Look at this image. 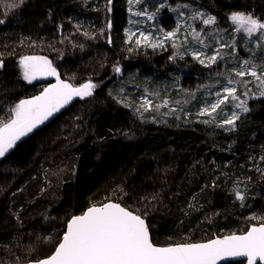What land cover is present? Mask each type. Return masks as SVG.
<instances>
[{
  "label": "trees",
  "instance_id": "16d2710c",
  "mask_svg": "<svg viewBox=\"0 0 264 264\" xmlns=\"http://www.w3.org/2000/svg\"><path fill=\"white\" fill-rule=\"evenodd\" d=\"M162 1L213 15L230 42L233 12L264 21V0ZM129 6L130 0H0V120L46 87L23 79L24 56L46 57L77 87L97 85L93 96L74 99L0 158V264L50 255L71 216L109 201L141 214L157 246L242 234L260 223L250 217L264 216V97L247 101L234 130L217 126L218 115L198 116L207 97L194 88L219 86L227 73L192 62L182 47L176 54L127 42ZM160 14L172 28L168 9ZM225 51L228 66L237 64L230 47ZM184 86L192 90L182 96ZM146 96L151 111L141 108Z\"/></svg>",
  "mask_w": 264,
  "mask_h": 264
},
{
  "label": "snow or ice",
  "instance_id": "6c2138e0",
  "mask_svg": "<svg viewBox=\"0 0 264 264\" xmlns=\"http://www.w3.org/2000/svg\"><path fill=\"white\" fill-rule=\"evenodd\" d=\"M17 6L10 5L13 8ZM195 15L202 17L204 14ZM229 19L237 26V31H243L249 38L257 34L260 38H264V21L255 18L253 14L233 12ZM215 22V17L212 16L203 19L205 25H212ZM3 23L5 21L0 19V24ZM194 36L199 43L204 44V41L199 39V33L194 32ZM141 37L142 40L136 41L138 45L142 41L149 40V37L143 33ZM174 37V32H168L164 39ZM259 42L261 41L258 39ZM161 43L157 41L151 46L158 47ZM221 47L227 48L232 45L221 44ZM234 52L235 48H233ZM192 55L206 67L216 64L220 58L219 50H216L212 56L206 57L207 63L205 59H201L203 53L193 52ZM19 65L23 79L29 84L45 77H55L56 82L48 84L38 95L20 100L10 110L11 117L7 122L0 120V158L6 157L22 138L33 133L54 114L59 113L74 97L80 99L91 97L97 87L90 80L77 87L61 79L57 69L46 57L24 56L19 60ZM114 71L120 73L121 68L115 66ZM232 71L245 85L249 83L243 79L245 76H251L256 80L261 87L260 95L264 97V71H260L257 65L251 61H243L239 69ZM227 83L229 86L215 93L216 101L202 108L199 115L212 116L222 104L228 102L229 98L233 101L238 99V89L232 86L236 81L229 79ZM164 105H167V101ZM155 107L159 109L161 106ZM235 107L244 113L249 111L246 100L236 104ZM141 108L144 111H151L152 100L143 98ZM238 119L239 114L233 112L230 118L220 121L217 126L227 125L230 126L228 130H234ZM203 122L208 123L207 120ZM261 160H264V157H261ZM235 195L237 200L245 199L240 191ZM249 219L258 220L260 223L251 225L243 234L233 232L222 237L216 236L206 242L159 247L150 239V227L141 214L134 213L121 203L109 201L90 206L80 215L71 216L54 251L32 264H219L229 258H246V264H264V216L253 215ZM241 264H244L243 260Z\"/></svg>",
  "mask_w": 264,
  "mask_h": 264
},
{
  "label": "rangeland",
  "instance_id": "374dc122",
  "mask_svg": "<svg viewBox=\"0 0 264 264\" xmlns=\"http://www.w3.org/2000/svg\"><path fill=\"white\" fill-rule=\"evenodd\" d=\"M165 8L168 9L169 14L173 16V20L175 22L174 26L170 29L165 28L161 23V17L163 16V14H160V12ZM128 9L129 23L128 27L125 30V39L127 42L132 41L133 43H136L137 39L142 40L141 33H143L144 35H147L149 37V40L146 42L142 41L141 44H143L144 46H148L149 49H169L172 53L177 54L182 47L184 51L183 54L187 55L192 62L199 63L201 66L207 69L214 68V72L217 73H227V81L229 79L236 81V84L232 86H235L238 89V99L233 101L231 98H229L228 102L222 104L212 116L218 115L221 121L230 118L233 112L238 113L240 116L244 112H241L240 109L236 108V104L240 103L241 101H248L253 96L262 97L260 95L261 87L256 80H254L251 76H245L243 79L249 81V83L245 85L241 82V78L235 76L232 71L233 69H239L241 62L243 61H251L253 64L257 65L259 70H264V67H261L264 66L263 51L262 53H259L262 50L261 48H263L264 50V38H259L261 42L258 43V37H256L258 36V34L249 38L243 31H237V26L234 25L230 20V30L235 35L234 39H231L230 42V40L228 41L227 38L223 37V31H219L216 29L215 24L205 25L203 23V19H206L208 16L213 17V15L202 10H194L192 8H189V6L187 5L169 7L162 0H130V6ZM196 13H203L204 15L200 17L196 16ZM168 32H174L175 37L173 39L165 40V34ZM194 32L199 33V39L203 40L204 44L198 42V40L194 36ZM235 38L236 41L240 43L235 42ZM223 40L228 41L229 44L232 45V47H230L231 53L238 56L237 64L228 66L224 56V54L226 53V48L221 47V44H226ZM157 41L162 42L161 46L152 47L151 45L156 43ZM233 48H235L234 53ZM216 50H219L220 58L218 59L216 64H213L210 67H206L204 64H201L199 60L194 59L192 55L193 52L203 53L201 59H205V62L207 63L206 57L212 56L216 52ZM238 52H240L241 54L238 55ZM228 61H230V59ZM226 68H229V71H232V75L228 73V70L224 71ZM227 81L212 89L207 85H202L194 88V90H201V92H203L207 97V99L202 100L201 105L198 106V116H207L199 115L200 110L216 101L217 96L215 95V93L220 92L223 87L229 86ZM35 82H43L44 84H46V86L51 83L49 81H46L45 78H38L32 83ZM191 90L192 88L184 86L183 93H180V95H188ZM211 90L212 95L211 93L209 94ZM146 97L148 98V96ZM76 98L78 97H74V99ZM165 101H167L166 106L168 107L169 101ZM177 103H184L183 97H179Z\"/></svg>",
  "mask_w": 264,
  "mask_h": 264
},
{
  "label": "water",
  "instance_id": "95a60500",
  "mask_svg": "<svg viewBox=\"0 0 264 264\" xmlns=\"http://www.w3.org/2000/svg\"><path fill=\"white\" fill-rule=\"evenodd\" d=\"M45 79H46V81H49V82H51V83H55L56 82V80H55V77H45ZM38 95V94H37ZM73 100H74V98H73ZM72 100V101H73ZM72 101H70L69 102V104L72 102ZM68 104V105H69ZM68 105H66L63 109H65ZM63 109H61V111L63 110ZM60 111V112H61ZM59 112V113H60ZM56 114H58V113H56ZM56 114H54V115H56ZM52 118V117H51ZM50 119V118H49ZM42 126V125H41ZM40 127V126H39ZM38 127V128H39ZM31 134V133H30ZM25 138V137H24ZM23 139V138H22ZM107 203V202H106ZM80 215V214H79ZM243 234V233H242ZM150 239H151V236H150ZM204 242H206V241H204ZM195 243H199V242H195ZM157 246V245H156ZM159 247H165V246H159ZM244 261L245 262V264H246V258H229L228 260H225V261H221V262H219V264H228V263H230V262H240V261ZM25 264H32V262H30V263H25Z\"/></svg>",
  "mask_w": 264,
  "mask_h": 264
}]
</instances>
